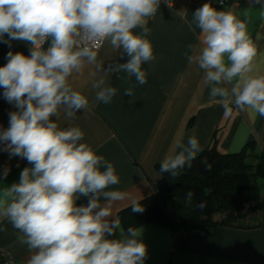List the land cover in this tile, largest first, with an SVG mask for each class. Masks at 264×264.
I'll return each mask as SVG.
<instances>
[{"label": "clouds", "instance_id": "obj_1", "mask_svg": "<svg viewBox=\"0 0 264 264\" xmlns=\"http://www.w3.org/2000/svg\"><path fill=\"white\" fill-rule=\"evenodd\" d=\"M159 4L160 0H0V43L30 45L28 55L9 51L7 63L0 67L2 97L15 108L8 113V127L0 126V151L31 165L20 172L19 182L0 188V217L18 231V243L27 246L26 264H145L142 230L129 227L125 233L119 219H109L113 203L126 198L121 191H106L120 183L114 164L84 141L79 126L61 129L52 117L58 118L61 107L69 118L88 109V98L73 90L68 78L82 71L85 60L95 62L105 41L129 57L114 71L134 76L139 85L147 83L148 72L142 66L156 56L145 25ZM194 19L200 47L197 52L196 46H188L195 53H185L188 63L204 70L207 83L233 84L234 100L224 87H212L210 96L224 99L226 113L234 104L264 117V74H252L258 48L246 21L209 3L195 10ZM138 27L143 35L134 31ZM102 84L103 79L93 85L100 88L96 100L110 104L118 89L101 88ZM124 94L134 91L128 88ZM202 151L193 133L187 147L162 160L160 171L176 176L177 169L191 167ZM101 195L107 201L104 206ZM193 195L187 193L189 199ZM80 197H89L86 205H77ZM143 210L132 202L133 212ZM117 229L119 238H110Z\"/></svg>", "mask_w": 264, "mask_h": 264}, {"label": "crops", "instance_id": "obj_2", "mask_svg": "<svg viewBox=\"0 0 264 264\" xmlns=\"http://www.w3.org/2000/svg\"><path fill=\"white\" fill-rule=\"evenodd\" d=\"M202 5L176 0L173 8L160 6L155 16L147 18L145 26L150 30L147 38L156 59L142 66L148 72L146 84L139 85L134 76L124 71H114L129 57L122 48H113L109 41L104 42L95 62L85 60L82 71L68 78L72 89L88 98L89 107L78 111L74 118H69L61 107L58 118L52 120L61 129L79 126L85 132L84 141L114 164L120 183L106 191H121L126 198L113 203L110 220L119 219V211L153 193V185L159 178L156 166L187 147L188 137L193 133L203 150L212 144L222 153L239 152L249 142H254L257 149L264 146V117L251 110L236 109L234 104L231 113H226L222 106L224 99L211 97L210 91L212 87L227 88L229 99L234 100L233 84L207 83L204 70L196 63H188L185 53L195 54L188 46H196L197 52L200 47V29L194 12ZM216 9L230 11L246 21L248 33L258 48L252 74H264V1ZM134 31L144 34L140 27ZM29 49L30 45L24 41L14 40L11 46L0 43V67L7 63L9 51L28 55ZM101 79L104 81L101 88L118 89L110 104L96 100L100 88L93 85ZM128 88L134 94L125 95ZM2 92L0 89V126L7 128L8 113L15 108L3 99ZM25 167H31L27 160L0 151V188L19 182ZM5 169H8L7 177ZM256 185L257 207L252 215L257 226L254 228L174 232L169 226L153 222L137 226L142 230L140 239L147 246L145 264H264V178H258ZM88 199L80 197L77 205H86ZM99 199L101 206L107 203L103 195ZM120 227L127 233L121 222ZM0 229H3L0 248L18 264H26L30 253L26 245L18 243V231L4 217H0ZM119 236L117 229L116 236L110 238Z\"/></svg>", "mask_w": 264, "mask_h": 264}, {"label": "trees", "instance_id": "obj_3", "mask_svg": "<svg viewBox=\"0 0 264 264\" xmlns=\"http://www.w3.org/2000/svg\"><path fill=\"white\" fill-rule=\"evenodd\" d=\"M153 193L118 212L125 229L153 222L174 232L208 231L216 227L254 228L252 214L257 207V179L264 178V146L247 143L239 152L222 153L215 144L199 152L191 162L177 169L178 175L161 172ZM194 195L191 199L187 193ZM203 204V207L200 205Z\"/></svg>", "mask_w": 264, "mask_h": 264}, {"label": "built area", "instance_id": "obj_4", "mask_svg": "<svg viewBox=\"0 0 264 264\" xmlns=\"http://www.w3.org/2000/svg\"><path fill=\"white\" fill-rule=\"evenodd\" d=\"M175 1L176 0H160L159 7L166 6L169 8H173L175 5ZM186 1L189 3H197V2H201L203 4L209 3L212 7L224 8L227 6L238 7L240 5L251 6L257 2L264 1V0H186ZM101 47L98 49V51L101 49ZM0 264H18V262L12 255L6 253L3 249L0 248Z\"/></svg>", "mask_w": 264, "mask_h": 264}]
</instances>
